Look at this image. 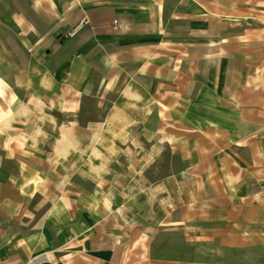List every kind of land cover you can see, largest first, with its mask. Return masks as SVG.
Returning <instances> with one entry per match:
<instances>
[{
	"label": "crops",
	"instance_id": "obj_1",
	"mask_svg": "<svg viewBox=\"0 0 264 264\" xmlns=\"http://www.w3.org/2000/svg\"><path fill=\"white\" fill-rule=\"evenodd\" d=\"M1 97L0 264H264V0H0ZM88 98L86 129L156 113L168 146H203L177 237L118 235L102 199L44 183Z\"/></svg>",
	"mask_w": 264,
	"mask_h": 264
},
{
	"label": "rangeland",
	"instance_id": "obj_2",
	"mask_svg": "<svg viewBox=\"0 0 264 264\" xmlns=\"http://www.w3.org/2000/svg\"><path fill=\"white\" fill-rule=\"evenodd\" d=\"M0 100V105H5V98ZM88 108H94L92 98L84 100L82 110L76 113L80 126L73 129L72 150L59 144L46 145L45 153L72 152L73 159H47L44 183L61 189L64 185L73 186V197L102 199L106 220L118 235L128 238L135 227L150 235L160 228L173 227L172 233L177 237L181 207L193 203L189 206L193 210L198 190H203L196 172L192 176L185 172L184 178L179 175L188 163L187 157L191 158V169H198L197 153L203 146L196 140L189 145H178L177 137L168 146L159 135L164 129L155 128L156 113L137 115L138 123L133 121V128L86 129L87 118L100 116L86 113L84 109ZM131 120L134 118L122 125ZM183 218L186 227L196 230L195 217L189 220L184 214ZM174 243L179 242L174 240Z\"/></svg>",
	"mask_w": 264,
	"mask_h": 264
},
{
	"label": "built area",
	"instance_id": "obj_3",
	"mask_svg": "<svg viewBox=\"0 0 264 264\" xmlns=\"http://www.w3.org/2000/svg\"><path fill=\"white\" fill-rule=\"evenodd\" d=\"M112 24H113L114 28H117V29H123L124 28V26L122 24H120L117 20H113Z\"/></svg>",
	"mask_w": 264,
	"mask_h": 264
}]
</instances>
